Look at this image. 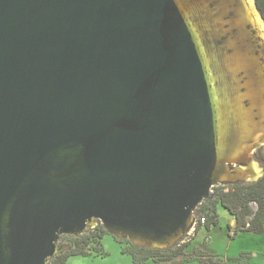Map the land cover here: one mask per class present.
I'll list each match as a JSON object with an SVG mask.
<instances>
[{"label": "water", "instance_id": "95a60500", "mask_svg": "<svg viewBox=\"0 0 264 264\" xmlns=\"http://www.w3.org/2000/svg\"><path fill=\"white\" fill-rule=\"evenodd\" d=\"M237 20L233 0H0V264H52L94 221L151 250L190 232L264 132L259 89L242 120L224 75L219 37L251 49Z\"/></svg>", "mask_w": 264, "mask_h": 264}, {"label": "rangeland", "instance_id": "374dc122", "mask_svg": "<svg viewBox=\"0 0 264 264\" xmlns=\"http://www.w3.org/2000/svg\"><path fill=\"white\" fill-rule=\"evenodd\" d=\"M228 1L227 4L224 5V7L220 10L222 17L226 20L227 23V30L229 33L231 32V22L233 20H236L235 17L230 16V18H226V16H229V10L228 7ZM211 24L217 25L214 21ZM217 29V28H216ZM235 34V33H234ZM228 35V34H227ZM218 35L215 36V38L218 40ZM233 38V36L230 33V38ZM221 40V43L217 41L219 44V47L221 46L224 48L222 65L224 68V75L229 78L228 81H231V84L229 85L233 86V90L235 91L234 96H236L237 102L239 104L238 106V115L242 117L243 120V113L247 116V110H246V103L244 98V90H246V86H248V90L251 93L253 92L252 89L256 91V89H259L260 86V79L259 75L254 70L255 73H250V68L248 65H243L244 57L252 56L251 52L249 51L250 48L248 46L240 45V48L238 49V44L234 48H236V52L234 53V50L230 53L229 46L227 45V42H229V35L228 37H219ZM229 40V41H228ZM233 46V44H232ZM231 46V47H232ZM244 47V48H243ZM222 49V48H221ZM230 53V54H229ZM233 54V55H231ZM234 56V57H231ZM231 59L233 62H235V65L232 66ZM238 71H237V69ZM253 72V71H252ZM251 75V76H250ZM252 85V87L250 86ZM240 90L242 94H240ZM257 97V96H256ZM263 92L260 93V99L263 98ZM249 104V103H248ZM253 105L251 104V107ZM258 107V106H257ZM254 110V107L252 111ZM255 113L258 114V112L255 111ZM248 117V116H247ZM249 128L251 130V133L255 128L259 129V124H257V120H251V118H248ZM260 121L262 120L259 119ZM247 122V121H245ZM262 124V122H261ZM257 126V127H256ZM264 133V132H263ZM250 141L245 142L244 147L242 148L240 158L234 160V163L230 162V165L228 166L229 170H233L236 175L233 176L234 180L231 181H224L222 184H219V186H227L230 184L237 183L238 181H244V182H250V176L249 173L243 175V171L241 170V167L239 165L240 162L245 161L246 159L249 160H255V157L258 153V151H262V155L264 154V145H255L253 144L250 146ZM253 151V155H252ZM257 162V161H256ZM258 163V162H257ZM258 166L261 168V166L258 163ZM262 169V168H261ZM263 173V169H262ZM248 175V176H247ZM254 181V180H253ZM254 208L256 206L254 205ZM219 214V224L217 226H212L209 230L206 229V227H201L200 230L196 232H192V234H186L177 244H185L188 243L189 246L185 250V257H188L189 255H192L194 252V249H199V251L207 253L209 255V258L206 259V264L209 263V259H213L214 261H219L220 264H264V235H255L252 233H239L235 237V227H236V221L235 218L228 213L223 208H220L218 210ZM95 225L94 228L90 231L92 233L95 231V229L101 225L98 221H94ZM196 223H197V217H196ZM198 227V226H197ZM196 227V228H197ZM191 231V230H190ZM90 233H85L84 235L75 236V235H67L63 234L61 235V238L58 242L59 246L64 248L66 251L71 250L78 239H81L82 237L89 235ZM102 250L103 253H105V256L98 255L95 252L91 251V255L89 256H72L69 258L67 264H134L133 259L131 256L124 254L122 251L123 245H121L114 236L110 235L109 233L104 235L102 240ZM183 257V258H185ZM148 264H159L155 263L154 261H151Z\"/></svg>", "mask_w": 264, "mask_h": 264}, {"label": "trees", "instance_id": "16d2710c", "mask_svg": "<svg viewBox=\"0 0 264 264\" xmlns=\"http://www.w3.org/2000/svg\"><path fill=\"white\" fill-rule=\"evenodd\" d=\"M255 4L264 20V0H255ZM261 152L258 151L255 159L264 170V154L262 155ZM220 208L225 209L235 218V237L239 233L264 235V174L257 182L214 187L213 197L199 207L197 219L200 221L201 218H205L206 223L203 226L198 225L195 232L197 233L201 227L209 230L212 226H217ZM106 234L108 233L104 227L99 225L89 235L78 239L71 250L54 258L52 264H67L70 257L89 256L91 251L105 256L102 250V240ZM115 239L123 245V253L131 256L134 264H147L150 260L155 263L170 262L176 258L185 257V250L189 246L188 243L183 245L179 243L166 251L151 250L135 245L129 240ZM209 257L207 253L194 249L193 254L185 259L206 264L204 258ZM208 264H220V262L209 259Z\"/></svg>", "mask_w": 264, "mask_h": 264}, {"label": "bare ground", "instance_id": "6f19581e", "mask_svg": "<svg viewBox=\"0 0 264 264\" xmlns=\"http://www.w3.org/2000/svg\"><path fill=\"white\" fill-rule=\"evenodd\" d=\"M233 1L238 14V20L244 29L245 35L250 38L251 49L249 51L253 53V56L248 59V66L251 69L257 70L260 79L258 92H263L264 96V21L255 7L254 0ZM255 97V95H252L251 103H253ZM258 110L262 112L264 123V97L261 99V105ZM255 143V145H264V133H261L257 137ZM241 170L244 172L243 175L249 173L252 176L250 180H257L262 175V169L255 161L243 165Z\"/></svg>", "mask_w": 264, "mask_h": 264}, {"label": "crops", "instance_id": "0c3cea01", "mask_svg": "<svg viewBox=\"0 0 264 264\" xmlns=\"http://www.w3.org/2000/svg\"><path fill=\"white\" fill-rule=\"evenodd\" d=\"M150 261H148L149 263ZM147 263V264H148ZM159 264H199L198 261H194V260H186L185 258L183 257H179V258H176L170 262H166V263H159Z\"/></svg>", "mask_w": 264, "mask_h": 264}, {"label": "built area", "instance_id": "2783aa9c", "mask_svg": "<svg viewBox=\"0 0 264 264\" xmlns=\"http://www.w3.org/2000/svg\"><path fill=\"white\" fill-rule=\"evenodd\" d=\"M205 223H206V219L205 218H201L200 221H198V219H197V223L195 222L193 228L191 229V231L188 234L189 235L192 234V232H195L196 231V227L198 225H202L203 226Z\"/></svg>", "mask_w": 264, "mask_h": 264}]
</instances>
